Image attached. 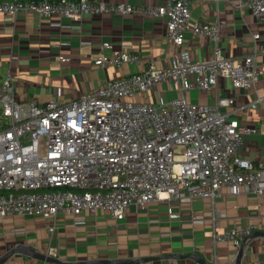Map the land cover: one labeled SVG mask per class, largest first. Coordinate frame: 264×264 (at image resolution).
Instances as JSON below:
<instances>
[{"label":"built area","instance_id":"1","mask_svg":"<svg viewBox=\"0 0 264 264\" xmlns=\"http://www.w3.org/2000/svg\"><path fill=\"white\" fill-rule=\"evenodd\" d=\"M204 1L132 5L103 0H0V14L14 18L37 15L80 23L86 15L157 17L164 21L165 37L174 48L168 66L157 68L139 52L104 55L101 52L110 45L102 42L93 66L120 69L144 64L143 69L64 104L50 100L39 105L33 98L21 101L11 75L4 74L0 80V220L104 213L121 222L130 206L144 209L152 202L164 205L174 217V208L194 200L214 203L222 189L231 195L242 191L262 195L264 171L238 155L242 139L255 130L236 119L260 99L233 109V98L218 97L209 106L189 103L186 95L211 92L219 80L228 81L235 90L252 91L259 83L264 85L257 70L258 59L264 62V39L254 33L252 53L237 60L226 57L219 45L220 24L191 22L192 3ZM233 2L239 11L264 22V0ZM187 35L212 42L205 59H194L184 48ZM57 59L69 62L68 57ZM158 86L175 92V97L156 103L137 100ZM224 108L232 110L220 111ZM217 217L212 211L210 220ZM191 222L202 224L204 217L192 216ZM253 231L264 232V217L257 225L214 234L213 243L238 248ZM257 264H264V257Z\"/></svg>","mask_w":264,"mask_h":264},{"label":"crops","instance_id":"2","mask_svg":"<svg viewBox=\"0 0 264 264\" xmlns=\"http://www.w3.org/2000/svg\"><path fill=\"white\" fill-rule=\"evenodd\" d=\"M99 1V0H90ZM143 5L156 0H103ZM191 22L214 23L221 26L219 45L224 55L237 60L252 53V35L264 39V22H258L248 12H241L233 0L194 2ZM184 48L194 59H205L212 42L201 36H186ZM108 42L104 55L126 51L139 52L145 61H153L157 68H166L174 48L165 37L164 21L157 17L89 16L80 23L68 19H47L37 15L12 17L0 14V80L9 72L14 92L21 101L33 98L39 105L50 100L64 104L100 87L118 76L139 73L143 65L126 64L120 69H100L92 61L100 55V45ZM257 51L261 42L255 43ZM53 46V47H52ZM55 48V49H54ZM58 56L68 57L60 63ZM257 70L264 77V62L258 59ZM175 92L158 86L137 100L153 102L170 100ZM218 97L233 98V109L257 104L239 112L241 125L255 130L242 139L238 155L264 171V85L252 91L235 90L226 80H219L208 93L191 91L189 103L212 106ZM232 108L220 109L230 111ZM212 211L218 217L211 221ZM169 216L164 205L152 202L144 209L130 206L125 218L116 222L104 213L73 218L58 215L40 218L15 217L0 220V257L14 246L31 247L66 264H98L106 261L150 259L138 264H199L192 258L177 256L197 254L207 264H231L238 248L226 243H213L214 234L231 228L257 225L264 217L262 195H248L243 191L231 195L220 191L214 203L194 200L190 205L173 209ZM204 217L202 224H193L192 216ZM214 223L216 224L214 226ZM53 231L50 233L49 229ZM254 232V231H253ZM264 238H254L245 246L240 264H257L263 259ZM5 264H44L15 255Z\"/></svg>","mask_w":264,"mask_h":264},{"label":"water","instance_id":"3","mask_svg":"<svg viewBox=\"0 0 264 264\" xmlns=\"http://www.w3.org/2000/svg\"><path fill=\"white\" fill-rule=\"evenodd\" d=\"M259 237L264 238V232L254 231L249 236H247L240 243L238 250H237L236 258L231 264H240L245 246L252 239L259 238ZM15 255L22 256L28 259H32V260H35V261H38L44 264H66V263L59 262L57 259L51 256H47L46 254H42L37 251H34L31 247H25V246H14L12 249L7 251L4 255L0 257V264H5L9 259H11ZM176 258L177 259L192 258L195 262L199 264H207L200 257H198L197 254H186V255H181V256L179 255ZM150 260H153V258L140 259L136 261H130V260L106 261L104 263H98V264H138V263H141L144 261H150ZM76 264H84V263H76Z\"/></svg>","mask_w":264,"mask_h":264},{"label":"trees","instance_id":"4","mask_svg":"<svg viewBox=\"0 0 264 264\" xmlns=\"http://www.w3.org/2000/svg\"><path fill=\"white\" fill-rule=\"evenodd\" d=\"M20 1H24V2H25V1H35V2H36V1H39V0H20ZM54 1H56V0H54ZM69 1L76 2V1H78V0H69Z\"/></svg>","mask_w":264,"mask_h":264},{"label":"rangeland","instance_id":"5","mask_svg":"<svg viewBox=\"0 0 264 264\" xmlns=\"http://www.w3.org/2000/svg\"><path fill=\"white\" fill-rule=\"evenodd\" d=\"M199 104H200V105H204L203 101H201Z\"/></svg>","mask_w":264,"mask_h":264}]
</instances>
